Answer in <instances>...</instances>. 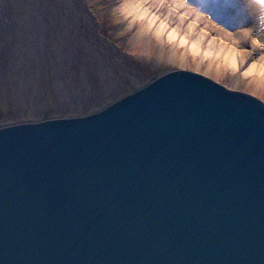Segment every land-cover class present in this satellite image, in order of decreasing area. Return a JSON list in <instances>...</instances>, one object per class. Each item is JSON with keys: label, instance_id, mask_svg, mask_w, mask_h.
<instances>
[{"label": "water", "instance_id": "1", "mask_svg": "<svg viewBox=\"0 0 264 264\" xmlns=\"http://www.w3.org/2000/svg\"><path fill=\"white\" fill-rule=\"evenodd\" d=\"M0 264H264V102L177 70L0 125Z\"/></svg>", "mask_w": 264, "mask_h": 264}, {"label": "rangeland", "instance_id": "2", "mask_svg": "<svg viewBox=\"0 0 264 264\" xmlns=\"http://www.w3.org/2000/svg\"><path fill=\"white\" fill-rule=\"evenodd\" d=\"M203 2L218 7L228 23L214 19L204 3L188 4L223 32L254 26L244 0ZM261 18L264 32V10ZM218 35L212 37L220 40ZM222 46L245 57L252 49L242 42ZM204 47L162 39L141 19L127 21L112 0H6L0 20V125L91 114L176 70L201 74L264 102V78L238 80L234 65L207 58Z\"/></svg>", "mask_w": 264, "mask_h": 264}, {"label": "bare ground", "instance_id": "3", "mask_svg": "<svg viewBox=\"0 0 264 264\" xmlns=\"http://www.w3.org/2000/svg\"><path fill=\"white\" fill-rule=\"evenodd\" d=\"M188 1H195L202 5L204 3L206 5L204 7L210 11L214 19L224 25L228 23L226 16L222 15L215 5H207L203 2L204 0ZM244 1L253 11L254 26L247 31L231 34L223 32L215 22L190 8L189 2L182 0H112L114 6L122 11L127 21L134 24L141 19L150 30H154L168 42H179L183 45L187 42H203L204 46L206 45L203 48L207 52L205 56L209 59L220 60L222 63L225 62L231 67L235 66L238 80L248 76L264 78V32L261 29L263 21L261 17L264 9L258 5L256 0ZM226 2V6L232 5V1ZM5 3L6 0H0V20ZM86 21L90 22L87 16ZM244 22L236 21L235 25H245ZM213 33H218L220 40L212 37ZM226 42L247 43L251 45L252 49L248 57H245L236 51L226 50L222 46ZM193 50L199 52V47L197 49L195 47Z\"/></svg>", "mask_w": 264, "mask_h": 264}, {"label": "snow or ice", "instance_id": "4", "mask_svg": "<svg viewBox=\"0 0 264 264\" xmlns=\"http://www.w3.org/2000/svg\"><path fill=\"white\" fill-rule=\"evenodd\" d=\"M258 3H261L262 5H264V0H257Z\"/></svg>", "mask_w": 264, "mask_h": 264}]
</instances>
